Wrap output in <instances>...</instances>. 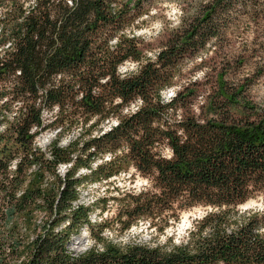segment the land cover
I'll return each instance as SVG.
<instances>
[{
    "label": "trees",
    "instance_id": "trees-1",
    "mask_svg": "<svg viewBox=\"0 0 264 264\" xmlns=\"http://www.w3.org/2000/svg\"><path fill=\"white\" fill-rule=\"evenodd\" d=\"M258 1L264 23V0H210L146 57L133 33L141 0H0V264H264V209L240 208L264 195V109L222 77L198 113L197 81L164 96L180 62L218 35L217 16ZM127 61L136 68L121 73ZM47 128L45 152L33 144ZM130 166L150 186L124 193L115 219L91 221L81 185ZM195 207L204 211L177 242L105 235L144 220L162 231ZM83 231L89 244L76 252Z\"/></svg>",
    "mask_w": 264,
    "mask_h": 264
},
{
    "label": "rangeland",
    "instance_id": "rangeland-1",
    "mask_svg": "<svg viewBox=\"0 0 264 264\" xmlns=\"http://www.w3.org/2000/svg\"><path fill=\"white\" fill-rule=\"evenodd\" d=\"M209 1L141 0L140 13L135 22L137 27L133 29V33L138 39L142 53L146 57H153L155 51L164 44L171 30L178 28L181 31L185 24L196 15L198 7ZM261 2L251 4L249 12L244 5L240 4L242 2H235L231 11L217 16L215 23L218 27V35L208 40L198 54L180 62L175 80L176 85L164 91L165 98L171 96L174 88L179 89L197 81L199 85L193 88L198 91L199 96L193 109L198 113L200 107L206 105L205 97L212 95L218 89L217 79L222 77L230 91L241 89L243 101L250 102L255 108L264 109V33H262L264 23L260 16L255 15V10L261 6ZM135 68V62L127 61L120 66L119 70L125 73ZM138 103V101L134 102L128 109H135ZM242 110L245 111L244 108L240 110L238 106L232 111L239 115ZM54 115V112L46 113L45 118L49 121ZM113 121H104L100 126L106 129ZM98 127L97 125L96 128ZM78 132H80V126L65 128L59 138V144L65 146L69 140L78 135ZM55 133L56 130L51 128L41 131L35 137L33 145L46 152L50 141L55 139ZM164 153L168 154L166 150ZM105 156L108 154H105L102 160L107 159ZM99 162L101 159H97L92 165L95 166ZM65 171L64 165H60L57 170L60 176H63ZM78 172L85 174L87 170L80 169ZM149 186L148 178L130 166L106 180L81 185L79 202L95 203L91 221L98 220L100 217L113 220L121 207L119 199L124 193L136 192ZM249 201L253 204L245 208L241 205L240 208L264 209V195L251 198ZM203 211L204 208L201 207L183 211L176 221L171 220L162 231L144 220L132 223L127 230H121L116 225L114 229L106 231L105 235L120 244L133 241L150 244L163 243L170 235H173L174 241L177 242L189 226L191 219ZM77 241L78 243L71 246L72 250L79 252L87 248L88 233L83 231Z\"/></svg>",
    "mask_w": 264,
    "mask_h": 264
},
{
    "label": "water",
    "instance_id": "water-1",
    "mask_svg": "<svg viewBox=\"0 0 264 264\" xmlns=\"http://www.w3.org/2000/svg\"><path fill=\"white\" fill-rule=\"evenodd\" d=\"M253 203H252V201H246L245 203H243L242 204V206L245 208V207H248V206H250V205H252ZM241 206V205H240ZM78 239H76V241H75V243H78V241H77Z\"/></svg>",
    "mask_w": 264,
    "mask_h": 264
},
{
    "label": "bare ground",
    "instance_id": "bare-ground-1",
    "mask_svg": "<svg viewBox=\"0 0 264 264\" xmlns=\"http://www.w3.org/2000/svg\"><path fill=\"white\" fill-rule=\"evenodd\" d=\"M66 167V165H64Z\"/></svg>",
    "mask_w": 264,
    "mask_h": 264
}]
</instances>
